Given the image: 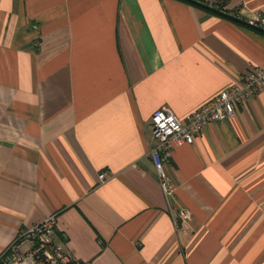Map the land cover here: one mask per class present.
Segmentation results:
<instances>
[{
  "label": "crops",
  "instance_id": "1",
  "mask_svg": "<svg viewBox=\"0 0 264 264\" xmlns=\"http://www.w3.org/2000/svg\"><path fill=\"white\" fill-rule=\"evenodd\" d=\"M194 1L0 0V262L53 214L78 262L264 264V89L172 150L171 208L148 155L154 110L264 68V32Z\"/></svg>",
  "mask_w": 264,
  "mask_h": 264
},
{
  "label": "built area",
  "instance_id": "2",
  "mask_svg": "<svg viewBox=\"0 0 264 264\" xmlns=\"http://www.w3.org/2000/svg\"><path fill=\"white\" fill-rule=\"evenodd\" d=\"M214 7L225 15L242 20L247 26L264 32V11L254 10L251 15L242 17L238 8L228 9L226 1H219ZM260 89H264L263 67L246 72L240 82L222 90L200 107L187 113L184 118H179L167 106H161L153 111L151 129L155 141L148 155L169 208L172 206L171 201L176 191L175 179L167 168L172 150L177 146L192 143L195 135L201 132L205 125L234 117L237 114V105L242 104L248 96ZM98 177L103 181L106 179V173L101 172ZM177 217V224H186L191 217V211L180 208ZM54 226L55 217L52 214L19 232L18 239L24 237L29 241V252L12 254L8 259L20 264H91L90 261H76L61 243L53 240Z\"/></svg>",
  "mask_w": 264,
  "mask_h": 264
},
{
  "label": "trees",
  "instance_id": "3",
  "mask_svg": "<svg viewBox=\"0 0 264 264\" xmlns=\"http://www.w3.org/2000/svg\"><path fill=\"white\" fill-rule=\"evenodd\" d=\"M187 1H192V2H195L194 0H187ZM224 1V0H222ZM215 11H219L218 9L214 8ZM220 12V11H219ZM4 262V261H3ZM3 262H0V264H3Z\"/></svg>",
  "mask_w": 264,
  "mask_h": 264
}]
</instances>
